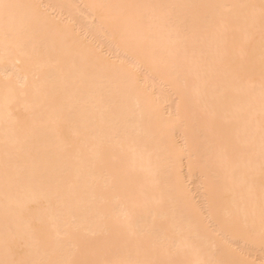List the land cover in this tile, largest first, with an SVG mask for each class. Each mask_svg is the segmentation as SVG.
Returning <instances> with one entry per match:
<instances>
[{"label":"bare ground","instance_id":"6f19581e","mask_svg":"<svg viewBox=\"0 0 264 264\" xmlns=\"http://www.w3.org/2000/svg\"><path fill=\"white\" fill-rule=\"evenodd\" d=\"M0 264H264V0H0Z\"/></svg>","mask_w":264,"mask_h":264},{"label":"rangeland","instance_id":"374dc122","mask_svg":"<svg viewBox=\"0 0 264 264\" xmlns=\"http://www.w3.org/2000/svg\"><path fill=\"white\" fill-rule=\"evenodd\" d=\"M78 15H79V13H78ZM82 15H83V14H82ZM80 16H81V15H80ZM83 17H84V16H83ZM76 19H77V17H76ZM82 19H83V18H82ZM82 19H81V17H80V21H81ZM85 19H86V18H84V20H85ZM78 21H79V20H78ZM80 21H79V22H80ZM85 21H86V20H85ZM83 23H85V22L83 21ZM107 48H109V47L107 46ZM107 50H108V49H107ZM147 80H148V79H147ZM149 80H152V79H149ZM148 82H149V81H148ZM151 82H152L153 84H155V82H153V81H151ZM151 82H149V84H150ZM152 83H151L150 85H153ZM156 84H157V83H156ZM159 85H160V84H159ZM153 87H154V85H153ZM154 88H155V89H156V88L158 89V87H154ZM157 89H156V90H157ZM159 89L161 90V87H159ZM157 91H158V90H157ZM163 91H164V90H163V87H162V92H161V93H163ZM158 92H160V91H158ZM259 253L261 254V252H259ZM259 253H257V254H259ZM257 256L259 257V255H257Z\"/></svg>","mask_w":264,"mask_h":264}]
</instances>
